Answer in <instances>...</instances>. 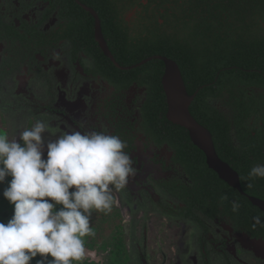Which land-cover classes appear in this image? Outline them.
<instances>
[{"label": "flooded vegetation", "instance_id": "obj_1", "mask_svg": "<svg viewBox=\"0 0 264 264\" xmlns=\"http://www.w3.org/2000/svg\"><path fill=\"white\" fill-rule=\"evenodd\" d=\"M155 56L178 66L226 179L167 118ZM37 120L127 144L124 264H264V178H248L264 165V0H0V132Z\"/></svg>", "mask_w": 264, "mask_h": 264}, {"label": "clouds", "instance_id": "obj_2", "mask_svg": "<svg viewBox=\"0 0 264 264\" xmlns=\"http://www.w3.org/2000/svg\"><path fill=\"white\" fill-rule=\"evenodd\" d=\"M45 133L56 136L46 144V159ZM126 148L116 135L64 131L41 120L18 139L0 132V184L11 178L2 195L13 206L10 219L0 222V264H30L37 255L36 264L85 259L84 238L95 235L92 211L110 212L113 189L125 188L135 175ZM248 178H264V165L252 167ZM239 207L232 202L233 212Z\"/></svg>", "mask_w": 264, "mask_h": 264}, {"label": "rangeland", "instance_id": "obj_3", "mask_svg": "<svg viewBox=\"0 0 264 264\" xmlns=\"http://www.w3.org/2000/svg\"><path fill=\"white\" fill-rule=\"evenodd\" d=\"M3 120L4 117L2 116ZM2 128V126L0 125ZM3 129V128H2ZM8 131L9 139H18L19 133L22 128L15 127L12 133ZM42 158L46 159V146ZM7 177L3 184H0V222H7L10 219L13 206L3 197L2 192L5 187H7L8 180ZM72 189H70L71 191ZM61 205H56V210H58ZM93 212V211H92ZM108 216V215H106ZM120 220L115 218H110L106 220V225H101L100 232H103L100 239L94 240L93 236H87L84 238L86 255L85 259L82 261H74L73 264H124L123 254L127 252V241H126V216H120ZM96 221L95 216L91 214L90 223ZM126 221V222H125ZM104 222V221H103ZM96 225H100L99 222ZM117 240V241H116ZM90 251L91 253H89ZM117 255V256H116ZM119 258V259H118ZM41 259L39 255L34 257L30 264H36V261ZM51 259V257H48Z\"/></svg>", "mask_w": 264, "mask_h": 264}, {"label": "water", "instance_id": "obj_4", "mask_svg": "<svg viewBox=\"0 0 264 264\" xmlns=\"http://www.w3.org/2000/svg\"><path fill=\"white\" fill-rule=\"evenodd\" d=\"M155 58L162 60L165 64L162 82L166 86L169 101L167 118L188 130L190 139L204 151L208 165L221 178L226 179L229 176L228 167L215 154L207 131L200 127L189 113L188 102L191 97L184 89L178 66L167 57L155 56Z\"/></svg>", "mask_w": 264, "mask_h": 264}, {"label": "trees", "instance_id": "obj_5", "mask_svg": "<svg viewBox=\"0 0 264 264\" xmlns=\"http://www.w3.org/2000/svg\"><path fill=\"white\" fill-rule=\"evenodd\" d=\"M46 199L50 200V198H46ZM12 214H13V212H12ZM92 214L95 216V219H96V221H93V223H90V226L92 227V229L95 233V235L93 236L94 240L100 239V236H102L103 232H100L101 225H106V220L109 219V217L115 218L116 220L118 219V221L120 220V218H119L120 216H119V214H117V211L114 208V206H112V209L110 212L105 213V212H98V211L93 210ZM106 215H108V216H106ZM97 222H99L100 225H96Z\"/></svg>", "mask_w": 264, "mask_h": 264}]
</instances>
